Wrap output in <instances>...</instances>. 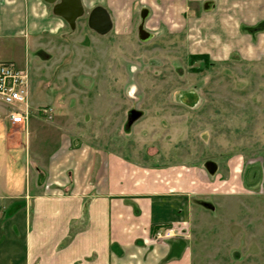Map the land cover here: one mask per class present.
<instances>
[{
  "label": "rangeland",
  "instance_id": "rangeland-1",
  "mask_svg": "<svg viewBox=\"0 0 264 264\" xmlns=\"http://www.w3.org/2000/svg\"><path fill=\"white\" fill-rule=\"evenodd\" d=\"M155 1L139 0L131 19H125L122 28L116 21L106 36L89 28L88 8L74 29L46 37L42 51L50 66L52 78H48L64 97L56 115L46 107L36 116L59 129L46 130L51 137L68 134L75 143L110 150L141 165L189 164L204 176L203 165L216 161L219 182L228 191L240 181L254 188L249 175L256 170L258 188L252 190L253 195L240 196L235 204L251 207L254 203L264 209V55L252 60L237 52L227 58L224 45L193 35L194 29L183 24L182 18H171L169 4L162 3L167 0ZM144 7L151 10L146 16ZM260 26V32L251 33ZM241 30L244 35L260 37L264 20L252 27L243 25ZM219 48L224 51L218 52ZM211 50L212 55L207 53ZM20 52L21 46L3 49L1 61L18 64ZM202 55L209 60L194 59ZM38 83L42 84L36 81L34 96L41 94ZM30 101V120L11 129L18 141L13 149L19 157L11 155L8 167L12 175L17 174L15 179L22 173V190L29 185L39 187L45 179V170L29 142L34 114ZM234 159L236 163H232ZM2 161L0 157L1 172ZM230 166L237 171L242 168L236 180L229 173ZM206 179L197 178L200 186L204 187ZM3 203L6 201L0 199V236H8L10 227L5 224L15 209L11 203L8 207ZM243 205L234 206L241 209L233 216L237 226L217 231L224 238H204L208 228L203 229L201 215L193 222L195 238L188 230L177 235L192 241L195 264H264L260 258L264 255V222L259 221L255 229ZM257 232L259 238H252ZM10 242L11 238H5L0 244V258L6 247L11 249ZM254 253L259 257L251 258Z\"/></svg>",
  "mask_w": 264,
  "mask_h": 264
},
{
  "label": "crops",
  "instance_id": "crops-1",
  "mask_svg": "<svg viewBox=\"0 0 264 264\" xmlns=\"http://www.w3.org/2000/svg\"><path fill=\"white\" fill-rule=\"evenodd\" d=\"M80 1L84 16L90 8L89 15L95 8L102 7L109 12L114 27L117 21L121 28L125 19H131L134 4L139 2ZM162 3L169 4L172 19L182 18L183 24L194 29L193 35L199 34L208 42L216 40L224 45L228 50H225L227 58L237 52H243L252 60L264 55V35H244L241 30L243 25L252 27L264 20L263 0H167ZM143 11L150 13L151 10L144 7ZM67 28L69 24L55 15L54 6L45 0H0V61L3 49L21 46L17 65L30 72V102L34 109L29 142L45 170L44 182L39 187L29 185L23 190L22 173L16 179L17 174L10 173L9 157L18 156V150L13 149L18 141L12 135L14 126L7 120L9 109L0 104V157L3 160L0 199L6 201L3 206L11 203L15 209L13 217L5 224L10 227L7 231L10 235L0 236L2 245L5 238H11V249H4L0 264H195L191 240L180 237L157 241L156 235L175 226L184 234L188 230L191 238H195L193 222L201 215L203 229L208 228V234L203 237L224 238L217 231L237 226L233 216L241 209L234 206L243 204H235V201L241 200L244 194L253 195L252 190L258 188L256 170L249 175L254 188L240 181L239 186L235 182L228 191L225 184L219 182L218 163L208 161L202 169L207 177L202 187L197 178L204 176L192 165L154 168L110 150L75 143L68 134L60 133L56 138L48 135L46 130L59 129L36 115L46 107L56 115L64 95L48 78L52 75L42 49L46 37ZM220 50L224 51L219 48L218 52ZM212 51L207 53L212 55ZM36 81L42 82L38 83L41 94L34 96ZM209 163L217 168L215 174L207 168ZM241 169L240 166L237 171L230 166L229 173L235 175L236 180V173H241ZM211 180L215 181L214 185ZM19 198L22 202H18ZM243 206L245 215L248 214L252 225L258 229L259 221L264 222V209L254 203L251 207ZM251 237L259 238V233ZM258 255L254 253L250 257L258 258ZM260 258L264 259V255Z\"/></svg>",
  "mask_w": 264,
  "mask_h": 264
},
{
  "label": "built area",
  "instance_id": "built-area-1",
  "mask_svg": "<svg viewBox=\"0 0 264 264\" xmlns=\"http://www.w3.org/2000/svg\"><path fill=\"white\" fill-rule=\"evenodd\" d=\"M30 77L26 69L14 62H0V104L9 111L7 120L10 125L25 124L30 119ZM181 231L177 227L166 229L156 235L157 241L176 239Z\"/></svg>",
  "mask_w": 264,
  "mask_h": 264
},
{
  "label": "water",
  "instance_id": "water-1",
  "mask_svg": "<svg viewBox=\"0 0 264 264\" xmlns=\"http://www.w3.org/2000/svg\"><path fill=\"white\" fill-rule=\"evenodd\" d=\"M45 2L54 6L55 15L62 17L73 29L85 13L80 0H45ZM88 26L98 35L105 36L112 30L113 24L108 11L102 7H97L88 17ZM207 168L212 174L217 171L212 163L207 164Z\"/></svg>",
  "mask_w": 264,
  "mask_h": 264
},
{
  "label": "trees",
  "instance_id": "trees-1",
  "mask_svg": "<svg viewBox=\"0 0 264 264\" xmlns=\"http://www.w3.org/2000/svg\"><path fill=\"white\" fill-rule=\"evenodd\" d=\"M261 28H262V26H260V27H256V28H252L251 29V33H253V34H256V33H258V32H260L261 31ZM194 59H202V60H205V61H208L209 60V58L207 57V56H205V55H202V56H195V58Z\"/></svg>",
  "mask_w": 264,
  "mask_h": 264
},
{
  "label": "flooded vegetation",
  "instance_id": "flooded-vegetation-1",
  "mask_svg": "<svg viewBox=\"0 0 264 264\" xmlns=\"http://www.w3.org/2000/svg\"><path fill=\"white\" fill-rule=\"evenodd\" d=\"M109 13V12H108ZM110 15V14H109ZM145 16L147 15V14H144ZM149 15V14H148ZM111 17V16H110ZM111 20H112V24H113V26H112V30L110 31V32H112L113 31V29H114V22H113V19L111 18ZM143 25H144V17H143ZM97 34V33H96ZM109 34V33H108ZM107 34V35H108ZM101 36V35H100ZM106 36V35H105Z\"/></svg>",
  "mask_w": 264,
  "mask_h": 264
}]
</instances>
